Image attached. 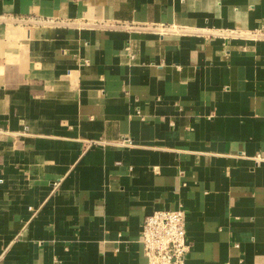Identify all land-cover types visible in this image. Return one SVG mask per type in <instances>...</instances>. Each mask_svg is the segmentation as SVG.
<instances>
[{
	"label": "crops",
	"instance_id": "obj_1",
	"mask_svg": "<svg viewBox=\"0 0 264 264\" xmlns=\"http://www.w3.org/2000/svg\"><path fill=\"white\" fill-rule=\"evenodd\" d=\"M264 264V0H0V264Z\"/></svg>",
	"mask_w": 264,
	"mask_h": 264
},
{
	"label": "built area",
	"instance_id": "obj_2",
	"mask_svg": "<svg viewBox=\"0 0 264 264\" xmlns=\"http://www.w3.org/2000/svg\"><path fill=\"white\" fill-rule=\"evenodd\" d=\"M141 243L148 264H185L189 252L185 212L161 210L147 216Z\"/></svg>",
	"mask_w": 264,
	"mask_h": 264
}]
</instances>
